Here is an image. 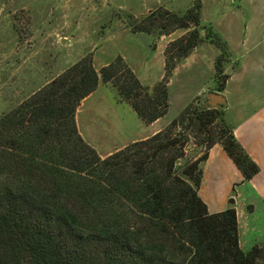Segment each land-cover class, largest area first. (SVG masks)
Here are the masks:
<instances>
[{
  "label": "trees",
  "instance_id": "1",
  "mask_svg": "<svg viewBox=\"0 0 264 264\" xmlns=\"http://www.w3.org/2000/svg\"><path fill=\"white\" fill-rule=\"evenodd\" d=\"M201 26V0L182 12L158 6L134 17L130 31H187L166 44L163 75L151 87L122 56L96 71L88 53L0 115V264H264V244L240 248L235 208L209 212L198 194L214 144L242 180L258 172L222 108L192 100L157 132L103 157L76 126V109L99 80L144 123L164 116L174 67L203 40L220 50L214 79L222 91L227 45ZM191 140L200 150L180 166Z\"/></svg>",
  "mask_w": 264,
  "mask_h": 264
},
{
  "label": "crops",
  "instance_id": "2",
  "mask_svg": "<svg viewBox=\"0 0 264 264\" xmlns=\"http://www.w3.org/2000/svg\"><path fill=\"white\" fill-rule=\"evenodd\" d=\"M209 2L201 0V22L227 45L223 72L228 77L223 90L217 91L208 83V77L214 75V59L219 51L211 43L204 42L195 46L175 66L168 83V99L171 103L179 98L182 109L190 99L207 90L224 95L223 118L248 156L257 164L258 172L250 179L242 180L240 171L223 148L214 144L200 164L202 177L198 194L209 212L230 206L235 208L239 246L247 251L254 244H264V0ZM164 45L162 43V51ZM93 66L98 71L102 65L95 67L93 63ZM178 76L179 85L171 91L172 81ZM182 77L185 85L181 84ZM108 86V83L99 80L95 90L81 100L75 112L79 134L102 157L152 135L170 121L164 115L146 124L135 113L139 129L129 136L125 123L116 122L98 106L97 100L103 99L102 96L93 98L100 87ZM95 114L104 120L99 127L90 120V115ZM114 137L118 140H109Z\"/></svg>",
  "mask_w": 264,
  "mask_h": 264
},
{
  "label": "rangeland",
  "instance_id": "3",
  "mask_svg": "<svg viewBox=\"0 0 264 264\" xmlns=\"http://www.w3.org/2000/svg\"><path fill=\"white\" fill-rule=\"evenodd\" d=\"M193 1L0 0V115L88 53L95 67L110 62L116 55L122 56L140 82L151 87L163 75L166 44L187 29L178 28L167 35L133 33L129 23L158 6L182 12ZM203 1L210 3V0ZM201 25L205 32L210 28L202 22ZM204 42L211 43L203 40L197 45ZM162 43L165 44L163 51ZM178 79L180 76L173 79L171 91L179 85ZM184 80L182 77V85ZM208 83L218 85L214 75L208 77ZM203 94L190 101L197 99L196 103L201 104ZM97 96L103 98L97 100L101 110L116 122L125 123L129 136L138 131L137 115L126 101L120 100L112 86L100 87L93 98ZM179 102L178 98L169 103L165 119L171 120L180 112ZM91 115L90 120L96 127L103 124L102 116ZM109 140L115 142L118 138ZM199 150L191 140L185 147V156L178 159L179 165L195 157Z\"/></svg>",
  "mask_w": 264,
  "mask_h": 264
},
{
  "label": "water",
  "instance_id": "4",
  "mask_svg": "<svg viewBox=\"0 0 264 264\" xmlns=\"http://www.w3.org/2000/svg\"><path fill=\"white\" fill-rule=\"evenodd\" d=\"M226 100L223 94L213 90L204 92L201 100V108H223Z\"/></svg>",
  "mask_w": 264,
  "mask_h": 264
}]
</instances>
